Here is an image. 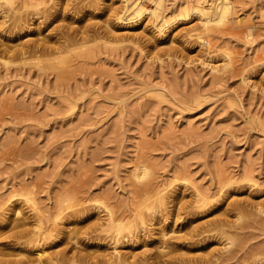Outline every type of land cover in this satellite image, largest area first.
Here are the masks:
<instances>
[{
    "label": "rangeland",
    "instance_id": "374dc122",
    "mask_svg": "<svg viewBox=\"0 0 264 264\" xmlns=\"http://www.w3.org/2000/svg\"><path fill=\"white\" fill-rule=\"evenodd\" d=\"M122 1L0 0V218L21 209L1 264H39L36 247L44 264H264V0L162 35L117 24ZM58 29L86 44L38 71L30 45ZM144 184L163 199H135Z\"/></svg>",
    "mask_w": 264,
    "mask_h": 264
},
{
    "label": "bare ground",
    "instance_id": "6f19581e",
    "mask_svg": "<svg viewBox=\"0 0 264 264\" xmlns=\"http://www.w3.org/2000/svg\"><path fill=\"white\" fill-rule=\"evenodd\" d=\"M124 1V3L126 2L127 4L124 6V7H122L123 8V10L121 11V14H119V13H116V14H114V18H115V22H117V24H123V25H131L129 28H132L133 26H135L136 24H137V22L139 21V20H143V17H145V18H148L149 20H150V18H151V20H152V23H156V24H154L155 25V27H156V29H157V31H159V32H161L160 34L162 35L163 33L162 32H164L163 30H164V28H167L168 26H170V24H172L173 22H176V21H179V20H188V19H190L191 18V16L192 15H194V16H197V18L198 19H200V21L203 23V25L205 26V27H208L209 25H225L226 23H228L229 22V17H231L230 15L231 14H233L232 13V3H231V1L230 0H210L211 2H208V0H196L193 4H188V3H186V2H182V3H180V4H178L177 5V7H176V9L174 10V11H172V14L169 16V17H166L164 14H163V7H164V5L162 6V2H163V0H149V2H150V4L154 7V8H151V9H148V8H146L142 3H143V1L142 0H131L132 2H130V1H128V0H123ZM122 1V2H123ZM164 4V3H163ZM45 8V7H44ZM43 9V8H42ZM117 10V9H116ZM118 11V10H117ZM45 12V11H44ZM43 13V12H42ZM41 13V14H42ZM44 14V13H43ZM47 14V13H46ZM49 15V14H48ZM51 15V14H50ZM52 16V15H51ZM38 18V17H37ZM40 19V18H39ZM233 19V18H232ZM36 20V19H35ZM44 20V19H43ZM46 20V19H45ZM51 20V19H50ZM50 20H48V21H50ZM18 22V21H17ZM41 23V22H40ZM42 25V24H41ZM116 25V24H115ZM122 25V26H123ZM228 25V24H227ZM117 26V25H116ZM37 27H38V24H37ZM61 28V27H60ZM64 28V27H63ZM62 29V28H61ZM111 29H115L114 27L112 28L111 27ZM37 30H39L38 28H37ZM40 30H42V29H40ZM39 30V31H40ZM53 30H54V28H53ZM59 30V29H58ZM67 31V30H66ZM66 31H63V30H59L58 32V34H56V30L54 31V33L56 34V35H58V39H54V38H52V39H47V38H43V39H35L36 41H35V43H32V46L30 45V54L34 57V59L36 60V61H34V62H37V64L35 65L36 67H37V69H38V71H41V70H43V69H45V66H48V65H50V64H52V62H54V61H58V59L60 58V55L62 56V54H66L65 55V57H63L62 56V58H66V56H68V54L73 50V48L74 47H81V45L83 46H85V44H81L80 46H79V44H80V42L82 41V43H83V41L87 38V37H85L84 36V34L82 33V35L81 34H77V33H72V34H70L69 33V31L68 32H66ZM52 32V31H51ZM86 32V31H85ZM86 34V33H85ZM88 34V33H87ZM165 34V33H164ZM55 35V36H56ZM79 35H81V37H79L78 38V36ZM51 36V37H52ZM87 36V35H86ZM37 37V36H36ZM87 40H89V39H87ZM86 41V40H85ZM24 47H22V49L20 50V51H16V53H18L19 55H26L27 54V49H23ZM82 48V47H81ZM77 51H79L80 49H76ZM75 50V51H76ZM78 53V52H77ZM76 53V55L75 56H77L78 54H80L81 53V51H80V53H78L77 54ZM74 55V54H73ZM74 56V57H75ZM93 56V55H92ZM69 57V56H68ZM71 57V56H70ZM69 57V58H70ZM85 57V60L84 59H82V61H79L80 60V58L79 57H75V59L74 60H72V59H70L71 61H70V68H71V65H74L75 66V68L73 69V70H78L77 68H81V66H83L84 64H87L86 63V60H88L87 58H86V56H84ZM88 57V56H87ZM90 58V57H89ZM67 61V60H66ZM60 62V61H59ZM59 62H56L57 64L59 63ZM67 62H69V60L67 61ZM44 63H47L48 65H45L44 66ZM55 63V62H54ZM77 63L79 64V65H77ZM63 65V64H62ZM65 65V64H64ZM77 65V66H76ZM68 66V65H67ZM49 67V66H48ZM52 67V66H51ZM50 67V69H55L54 68V66H53V68H51ZM47 68V67H46ZM69 68V69H70ZM79 68V69H80ZM84 68V67H83ZM48 69V68H47ZM66 69V71H68L67 70V68H65ZM64 70V69H63ZM44 71V70H43ZM61 72V75H62V73H68V72ZM53 72V71H52ZM70 73H73V71L71 70V72ZM58 74V73H57ZM56 74V75H57ZM59 76V75H58ZM57 76V77H58ZM136 169L138 170V172L136 173L135 172V175H134V178L136 179V180H139L140 181V179H142L143 177H145L146 176V174H148L147 173V170L146 169H144V167H143V169L140 167H136ZM229 178H227V180H228ZM231 179V178H230ZM229 179V182L232 180H230ZM248 179H252V178H248ZM225 181V182H228V181ZM224 182V181H223ZM228 182V183H229ZM227 183V184H228ZM231 183V182H230ZM226 185V184H225ZM136 188V190L135 191H138V192H136V194H137V196L135 197V199L137 198V199H139V200H145V199H148L149 200V198H151V197H154V195L156 196L157 195V197L159 196V191L158 190H154V189H152V190H149L148 188H150V187H148V184H144L143 186H142V188H139V189H137L138 187H135ZM159 188V187H158ZM133 191V190H132ZM160 191H162V189L160 190ZM25 192V191H24ZM26 193V192H25ZM25 193H24V195H25ZM133 193H134V191H133ZM152 194V195H151ZM31 195V194H30ZM161 196V195H160ZM158 197L159 199H161L162 197ZM199 197H201V196H199ZM198 197V198H199ZM10 198V197H9ZM8 198V199H9ZM28 198V197H27ZM31 198H32V196H31ZM33 199V198H32ZM163 199V198H162ZM7 200V199H6ZM6 200H3V202H0V209L1 210H4V209H2L1 208V206L4 204L5 205V203H7L6 202ZM199 200V199H198ZM33 201V200H32ZM200 201V200H199ZM201 201H204V199L203 200H201ZM24 202V201H23ZM34 202V201H33ZM27 203V202H26ZM30 204H31V202H29ZM198 203V202H197ZM204 203V202H203ZM9 204H11V203H9ZM34 206H36V205H34ZM2 207H5V206H2ZM6 209V208H5ZM10 210L8 211V214L6 213V215H3L1 218H0V221H6V222H9L8 220H11V217L14 215V214H17V212H18V209H20L17 205H13L12 206V208H9ZM33 209V208H32ZM37 209V208H36ZM21 210V209H20ZM3 212H5V211H3ZM7 212V211H6ZM58 215V214H57ZM37 216V215H36ZM38 217H40V216H38ZM141 217V216H140ZM139 217V218H140ZM10 218V219H9ZM26 218V217H25ZM13 219V218H12ZM24 219V218H23ZM41 219V218H40ZM143 218H141L140 219V222H141V224L143 225H145V223H146V221H145V223H144V221L142 220ZM27 220H29V218L27 219ZM41 221V220H40ZM24 222V221H23ZM109 222H110V225H109V223H107V228H109L108 227V225L109 226H111V227H118V224L116 225L114 222H116V221H114V220H109ZM1 223V222H0ZM16 223V222H15ZM39 223V222H38ZM41 223V222H40ZM27 224V223H26ZM13 225V224H12ZM25 225V224H24ZM38 225V224H37ZM55 225V224H54ZM17 226V225H16ZM19 226L21 227V225L19 224ZM19 226H17V227H15L14 226V228L13 229H17ZM38 226H40V225H38ZM38 226L36 227V228H38ZM56 226V225H55ZM54 226V227H55ZM22 227H23V225H22ZM110 227V228H111ZM107 228H105V229H107ZM23 229V228H22ZM52 230V229H51ZM11 230H9V232H10ZM17 232H18V230H17ZM21 232H24V230L23 231H20L19 233L21 234ZM28 232V231H27ZM27 232H25V233H27ZM29 232L30 233H32V237L34 236V235H36V234H38L37 233V231H35L34 229H33V231H31V230H29ZM28 232V233H29ZM41 232V231H40ZM7 233V232H6ZM6 233H5V235H6ZM12 232H10L9 234H11ZM13 233H15V234H17L16 232H14L13 231ZM12 233V234H13ZM28 233H27V235H28ZM3 234V233H2ZM22 235V234H21ZM25 235V234H24ZM30 235V234H29ZM28 235V236H29ZM42 235V234H41ZM15 236V235H14ZM37 236V235H36ZM13 237V236H12ZM18 237H20V236H18ZM21 237H23V236H21ZM38 237H39V235H38ZM37 237V238H38ZM9 238V237H8ZM31 238V237H30ZM35 238V237H34ZM32 239L31 240V243H33V242H35L36 240L35 239ZM17 239V238H16ZM15 239V240H16ZM30 241H28L27 243L28 244H30L29 243ZM36 243V242H35ZM34 243H33V245H31V246H33L34 247ZM30 246V245H29ZM31 252L33 253V259H34V257H35V261L37 260L38 261V263L39 264H44V262H43V260H42V258L44 257L43 256V252L41 251V250H39L37 247L36 248H34V249H31ZM28 253V252H27ZM43 253V254H42ZM30 258V257H29ZM45 258V257H44ZM30 260V259H29ZM48 260V259H47ZM3 261V260H2ZM2 261H0V264L2 263ZM24 261V260H23ZM27 261V260H26ZM53 261V260H52ZM125 261V260H124ZM21 262V261H20ZM4 264H6L5 262H3ZM26 264H27V262H25ZM29 263V262H28ZM47 262H45V264H46ZM55 263V262H54ZM120 264H121V262H120ZM124 264H128V262L126 263V262H124Z\"/></svg>",
    "mask_w": 264,
    "mask_h": 264
}]
</instances>
